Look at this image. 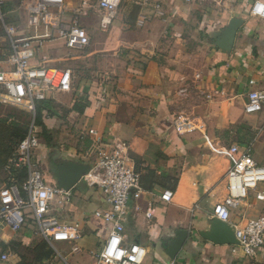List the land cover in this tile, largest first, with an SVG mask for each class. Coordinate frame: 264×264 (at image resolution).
Instances as JSON below:
<instances>
[{
    "label": "crops",
    "instance_id": "crops-1",
    "mask_svg": "<svg viewBox=\"0 0 264 264\" xmlns=\"http://www.w3.org/2000/svg\"><path fill=\"white\" fill-rule=\"evenodd\" d=\"M65 1L68 7L79 4ZM250 6V0H121L106 26L98 12L91 17L81 12L79 24L93 37L87 53L68 61L55 28L38 53L37 63L45 58L44 66L72 74L71 91L49 96L34 113L39 134L34 156L44 181L56 185L54 171L65 163L95 166L89 129L107 146L123 143L127 164L141 175L128 203L123 244L145 249L142 264H264V245L247 257L237 244H215L202 236L211 232L212 210L227 195L226 173L236 158L230 148H250L253 161L264 166V110L244 112L247 93L264 90V22L249 16ZM231 18L243 23L226 52L216 42ZM2 20L0 52L9 49L2 23L13 26L18 39L51 34L28 27L17 0L5 1ZM94 22L101 27L96 32ZM77 103L79 110L73 108ZM179 119L192 129L179 132ZM4 177L2 168L0 189ZM164 190L173 193L169 203L160 199ZM69 191L71 201L51 214L77 226L81 238L49 244L29 226L15 234L0 222L2 253L8 254L0 264H16L17 248L42 252L39 264H96L111 230L94 216L109 208L106 193L83 178ZM259 193L264 194V183L231 211L225 222L230 228L264 216ZM180 231L185 237L176 248Z\"/></svg>",
    "mask_w": 264,
    "mask_h": 264
},
{
    "label": "built area",
    "instance_id": "built-area-1",
    "mask_svg": "<svg viewBox=\"0 0 264 264\" xmlns=\"http://www.w3.org/2000/svg\"><path fill=\"white\" fill-rule=\"evenodd\" d=\"M6 0H0V20ZM18 8L26 13L27 26L34 30L55 28L59 40L72 53L85 51L90 45V36L80 26L82 9L69 8L65 0H17ZM121 0H95L92 6L101 15V25L106 26L115 16ZM189 1V0H186ZM249 16L264 22V0H250ZM68 16V21L64 19ZM7 35L9 49L0 52V103L19 107L34 115L36 106L46 102L56 93L70 92L72 74L70 70L44 66L37 63L38 53L45 45L46 37L30 36L16 38L17 30L2 23ZM49 33V31H48ZM249 85L253 87L254 81ZM244 105L246 114L264 110V90L252 89L247 93ZM179 132L189 131L188 120H177ZM92 138V149L97 156L96 164L83 179L91 186H98L106 193L109 208L97 211L94 216L111 225V230L97 255L96 264H142L145 249L137 244L125 245L124 221L132 191L140 188V173L127 164L126 148L123 143L113 142L107 146L93 129L87 130ZM39 145L38 133L32 124L24 137L16 144L3 170L4 184L0 189V222L12 233H19L26 227L33 228L45 242H77L81 235L77 226L68 227L51 214L62 209L71 201L70 191L45 183L42 170L35 160V149ZM232 159L226 173L227 195L215 205L212 217L228 222L231 211L244 205L249 191L264 183V166L257 165L250 148L240 150L232 146ZM173 197L170 190H164L160 199L169 203ZM264 200V194L256 195ZM151 216L150 213L147 214ZM237 245L247 257H252L264 245V216L249 219L242 224H233ZM3 240L0 237V261L7 262L8 254L2 253ZM76 251V248H74ZM172 264V263H171Z\"/></svg>",
    "mask_w": 264,
    "mask_h": 264
},
{
    "label": "rangeland",
    "instance_id": "rangeland-1",
    "mask_svg": "<svg viewBox=\"0 0 264 264\" xmlns=\"http://www.w3.org/2000/svg\"><path fill=\"white\" fill-rule=\"evenodd\" d=\"M93 1L94 0H79V4H76L75 7L82 9V11H86L88 16L91 17L92 15L95 14L92 8V6L94 5ZM121 7L122 6H120L119 8ZM82 23H84V20L82 21ZM99 29H101V27L97 25V22H94L91 27V31L96 32V30ZM95 38L97 37L95 36ZM90 39H91L90 40V45H91V43L93 42V37L91 36ZM88 48L85 49L86 51L84 53H87L90 50V48L89 49ZM64 52H65L64 57L68 61L72 60L73 58H77V57L79 58V56L84 54L83 52L71 53L65 50ZM36 120H37V115L36 116L31 115L16 106L6 105V104L4 105L0 103V176L5 161L8 158V153L10 148L12 147L14 148L16 146L15 142H17L22 137V135L27 132L29 126H31L33 122H36ZM28 250L29 249L27 248H22L20 253L18 252L19 251L18 248L13 250L16 259L17 260L19 259V261L16 264H39L38 262H36V256H39L38 254H42V252H36L34 249L31 248L29 251L35 253L32 254L35 257L31 259L27 256ZM21 254H23V258H21L20 256Z\"/></svg>",
    "mask_w": 264,
    "mask_h": 264
},
{
    "label": "water",
    "instance_id": "water-1",
    "mask_svg": "<svg viewBox=\"0 0 264 264\" xmlns=\"http://www.w3.org/2000/svg\"><path fill=\"white\" fill-rule=\"evenodd\" d=\"M243 20L240 18H231L227 24V27L223 31L221 38L216 42V45L221 50L228 52L234 44L236 32ZM90 168L87 166H80L75 163H65L55 169V182L56 186L64 191L71 190L83 176L87 175ZM179 239L177 240L176 248H178L185 237V232L180 231L178 233ZM207 240L215 244H237L234 237V232L225 222L213 218L212 230L208 234L202 235ZM174 251L171 250L170 254Z\"/></svg>",
    "mask_w": 264,
    "mask_h": 264
},
{
    "label": "trees",
    "instance_id": "trees-1",
    "mask_svg": "<svg viewBox=\"0 0 264 264\" xmlns=\"http://www.w3.org/2000/svg\"><path fill=\"white\" fill-rule=\"evenodd\" d=\"M43 103V102H42ZM76 103V102H75ZM41 104V103H40ZM39 105V104H38ZM73 108H75V109H77V110H79L80 108H79V104L77 103V104H74V106H73ZM26 133H24L23 135H22V137L17 141V142H15V144H17L23 137H24V135H25ZM13 147L12 148H10V150H9V153H8V157L11 155V153H12V151H13ZM8 159V158H7ZM7 159H6V161H7ZM6 161H5V163H6ZM3 163V162H2ZM5 165V164H4ZM4 167V166H3Z\"/></svg>",
    "mask_w": 264,
    "mask_h": 264
}]
</instances>
